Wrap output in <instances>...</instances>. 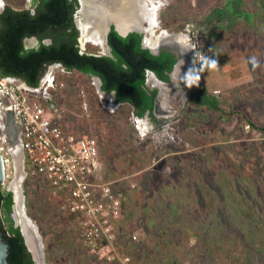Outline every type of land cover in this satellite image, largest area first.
I'll return each instance as SVG.
<instances>
[{"label":"rangeland","instance_id":"rangeland-1","mask_svg":"<svg viewBox=\"0 0 264 264\" xmlns=\"http://www.w3.org/2000/svg\"><path fill=\"white\" fill-rule=\"evenodd\" d=\"M5 1L14 10L30 8L28 0ZM233 1H162L156 34L166 31L161 43L182 34L183 49L190 52H184V63L174 68L169 83L158 86L147 73L145 87L156 91L157 114L137 118L129 104L101 97L96 79L62 66L53 72L54 89L40 96L64 110L67 132L97 140L98 174L123 205L122 242L136 237L131 264H264V18L255 14L253 0H245L249 15L244 19L206 21L212 10L234 7ZM97 4L85 3L82 15L75 14L78 28L79 20L93 14L106 24L116 21ZM80 38L81 30L82 52L106 53L92 44L83 47ZM198 88L215 97L223 112L194 105L191 96ZM231 111L236 115L229 116ZM193 112L207 118L196 114L189 126ZM136 119L145 120L146 134L136 129ZM9 160L1 188L17 187L23 211L36 227L40 256L32 255L34 264H103L82 246L76 223L60 211L61 197L43 180L26 175L19 151H10ZM13 214L15 224L20 221L16 208ZM201 227L214 231L216 239Z\"/></svg>","mask_w":264,"mask_h":264},{"label":"trees","instance_id":"trees-1","mask_svg":"<svg viewBox=\"0 0 264 264\" xmlns=\"http://www.w3.org/2000/svg\"><path fill=\"white\" fill-rule=\"evenodd\" d=\"M29 1V9L14 10L7 5L0 13V76L16 77L27 86L36 88L43 70L59 63L64 69L97 76L101 81V91L114 93L116 104H129L137 118H143L153 110L151 95L156 91H148L145 87L147 72L153 73L159 81L169 83V74L176 63L173 54L165 51L151 54L142 47L141 34L131 32L121 37L113 27L107 35L111 57L80 54L78 31L73 23L76 0ZM253 2L255 14L264 18V0ZM233 4L235 6L231 8L228 4L212 10L206 21H224L230 15L244 19L249 15L244 10L245 0H234ZM25 38H36L37 48L27 49L23 43ZM45 39H50V44L45 45ZM191 101L209 110L223 112L218 100L209 97L205 88L192 93ZM228 115H236V112L231 111ZM13 196L14 193L0 185V233L7 246L6 262L34 264V256L28 251L19 227L11 218Z\"/></svg>","mask_w":264,"mask_h":264},{"label":"built area","instance_id":"built-area-1","mask_svg":"<svg viewBox=\"0 0 264 264\" xmlns=\"http://www.w3.org/2000/svg\"><path fill=\"white\" fill-rule=\"evenodd\" d=\"M5 6L6 1L0 0V13ZM56 66L61 65L49 67L36 88L16 77L0 76V153L4 173L10 165L6 114L11 113L19 128L26 175L43 180L61 197L64 202L60 211L76 223L82 246L103 264H131L118 241L121 198L98 174L97 140L67 132L62 127L64 110L50 100L40 99L55 87Z\"/></svg>","mask_w":264,"mask_h":264},{"label":"bare ground","instance_id":"bare-ground-1","mask_svg":"<svg viewBox=\"0 0 264 264\" xmlns=\"http://www.w3.org/2000/svg\"><path fill=\"white\" fill-rule=\"evenodd\" d=\"M162 1L163 0H90L91 4L95 5L98 2L104 9H108V13L113 16L116 21H107L106 24L102 21V17L96 14L93 15L91 20L85 19L77 22L81 30L80 40L82 46L85 47L87 44H92L95 47L104 48L107 26L113 23L116 26L117 31L122 35L126 33L125 30L139 29L144 31V45L146 48L150 49L151 52H156L158 50V44H162L160 36H164L163 34L166 32L162 30V33L160 32V34H156L160 30L159 14L163 5ZM107 16L109 15L107 14ZM88 21L90 23H88ZM189 71L191 70L188 69V72ZM194 75L195 73L193 71L191 74V80H193ZM156 85L162 86L163 83L157 81ZM137 123L140 133L143 135L146 134L147 128L145 120L138 119ZM11 189L14 193V212L16 208V213L18 212L20 217V221L17 223L23 230L30 252L33 250L32 254L37 255L36 259H39L40 254H37L39 238L36 227L23 211L22 197L19 194V190L15 186L14 189Z\"/></svg>","mask_w":264,"mask_h":264},{"label":"flooded vegetation","instance_id":"flooded-vegetation-1","mask_svg":"<svg viewBox=\"0 0 264 264\" xmlns=\"http://www.w3.org/2000/svg\"><path fill=\"white\" fill-rule=\"evenodd\" d=\"M29 1V0H28ZM90 0H76V5H75V10H74V13H73V23H74V26H75V28L77 29V31H78V38L80 37V30H79V28H78V26L75 24V14L77 13V12H80L81 14H82V12H83V9H84V7H85V4L83 5V3H89L90 4V2H89ZM93 10L96 12V10H95V7H93ZM94 12V13H95ZM93 15H96V14H93ZM108 19V18H107ZM106 19V20H107ZM85 20V19H84ZM80 21V20H79ZM78 21V22H79ZM105 21V20H104ZM89 22V21H88ZM90 23V22H89ZM90 27V26H89ZM111 27H113V29L120 35V33L117 31V28H116V26L112 23V24H109L108 26H107V31H106V34H105V46H104V48H102L106 53L105 54H90V55H95V56H108V57H111V53H110V47H109V45H108V43H107V35H108V33H109V30H110V28ZM139 29H136V31H138ZM139 32L140 33H138V32H136V33H138V34H141L142 35V41H141V45H142V47L143 48H145V49H148V48H146V46L144 45V41H145V39L143 40V38H145V32L144 31H141V30H139ZM131 33V32H130ZM129 34V33H128ZM127 34V35H128ZM126 35V36H127ZM121 36V35H120ZM125 36V37H126ZM122 37V36H121ZM78 38H77V45L79 44V40H78ZM169 41L170 42H166V43H162V44H160L159 45V47H158V50L156 51V52H151L150 51V49H148L150 52H151V54H154V55H158L160 52H163V51H165V52H168V53H171V54H173L174 55V57H175V59H176V63H175V65L173 66V69H172V71H171V73L173 72V70H174V68L177 66V65H179L181 62H183V60H184V58L186 57H184V52H186V54L187 53H189L190 51L189 50H185V49H183L184 47H187V43H185L186 41L184 40V37L182 36V34H178V35H170L169 37ZM30 40H36V38H25L24 40H23V43H24V46L27 48V49H31V48H37V46H38V43L37 44H33V43H30L31 41ZM37 41V40H36ZM46 41H48V42H46ZM184 41V42H183ZM48 44H50V39H45V45H48ZM169 45V46H168ZM161 47V48H160ZM167 47V48H166ZM78 48H79V45H78ZM189 51V52H188ZM79 52H80V54H89V53H87V52H82L81 50H80V48H79ZM187 55H189V54H187ZM184 57V58H183ZM180 59V60H179ZM190 60V59H189ZM184 63V62H183ZM55 64H59V63H55ZM53 65V64H52ZM61 65V64H60ZM50 66V65H49ZM62 66V65H61ZM189 66H194V63H193V61H191L190 60V63H189ZM187 68V64L184 66V68ZM65 70H67V69H65ZM69 71V70H68ZM185 72V71H184ZM81 73V72H80ZM148 73V72H147ZM149 73H151V72H149ZM171 73L169 74V77L171 78ZM152 75H153V73H151ZM185 74L187 75V73L185 72ZM91 78H94V79H96V81H97V93L98 94H100V96L101 97H109L110 99H111V102L113 103H115V101H114V99H115V97H114V93H109V94H106V93H104L103 91H101V89H100V86H101V81H100V79L97 77V76H90ZM154 77H155V75H154ZM156 78V77H155ZM157 79V78H156ZM158 80V79H157ZM171 80V79H170ZM161 82V81H160ZM161 83H164V82H161ZM165 84V83H164ZM155 112V108H153V110L151 111V112ZM150 112V113H151ZM17 151H19L20 152V154H21V146H20V143L17 145Z\"/></svg>","mask_w":264,"mask_h":264},{"label":"water","instance_id":"water-1","mask_svg":"<svg viewBox=\"0 0 264 264\" xmlns=\"http://www.w3.org/2000/svg\"><path fill=\"white\" fill-rule=\"evenodd\" d=\"M130 32H138V33H140L139 31H136V30H130V31H127L125 34H123V35L120 34V35L122 37H125ZM143 40H144V38H143ZM153 76H154V74H153ZM151 97L154 100L153 105H154V108L156 110V113H158L159 110L157 109V103H156V100H155V94L152 93ZM114 101H115V99H114ZM50 108H52V105L50 106ZM147 114L145 116L146 118H147ZM150 118L152 119L151 116H150ZM161 122H163V121H161ZM164 122L167 123L166 120H164ZM6 132H7L9 151H11V152L15 151L16 152L17 145L20 143L19 142V128L15 125L14 120H13V116H12L11 113H7L6 114ZM21 156H23L22 150H21ZM4 180H5L4 165H3L2 155L0 153V185L3 184ZM7 191L13 193V191L10 190V189H7ZM14 202L15 201H14V196H13V207H12V213H11L12 216L14 215L13 214L14 213ZM15 226L19 227V230H20V232H21V234H22V236L24 238L25 245H26L28 251L30 252V250L28 248V245H27L26 238H25V236L23 234V230L20 227V225H18V223L16 221H15ZM6 257H7V246L3 242L2 237H1V233H0V264H7Z\"/></svg>","mask_w":264,"mask_h":264},{"label":"crops","instance_id":"crops-1","mask_svg":"<svg viewBox=\"0 0 264 264\" xmlns=\"http://www.w3.org/2000/svg\"><path fill=\"white\" fill-rule=\"evenodd\" d=\"M155 96H156V94H155ZM209 96V95H208ZM209 97H211L212 98V96H209ZM214 98V97H213ZM218 103H219V101H218ZM195 105V104H194ZM196 106H199V105H196ZM203 107V106H202ZM206 108V107H205ZM220 108V107H219ZM208 111H210V112H220V111H217V110H209L208 108H206ZM155 112H156V110H155ZM220 113H222V112H220ZM220 113H218V117L220 118ZM147 114V113H146ZM145 114V115H146ZM149 114V113H148ZM157 114V113H156ZM197 113L196 112H193V113H191V114H189V115H191V116H189V118H188V125L189 126H192L193 127V121H196L197 120V117L195 116ZM197 115H199V114H197ZM145 117V116H144ZM202 118L201 120H203V121H205V119L207 118L205 115H203V114H201V115H199V118ZM146 118V117H145ZM198 118V119H199ZM209 118V117H208ZM189 119H190V121L192 122H190L189 121ZM200 120V121H201ZM220 120H221V118H220ZM210 181L214 184V181L213 180H211L210 179ZM205 187V186H204ZM207 188V187H206ZM212 189L214 188L215 189V187H211ZM204 189V188H203ZM205 190V189H204ZM205 195H206V197H209L211 194L207 191V193H206V190H205V193H204ZM214 194V193H213ZM206 199V198H205ZM213 200V199H212ZM123 206V205H122ZM123 210V209H122ZM122 220H123V213L121 214V217H120V219L118 220V223H117V232H118V237H119V239H118V241H119V244H120V249L122 250V252L123 253H125V254H128L129 256H130V254L131 253H133L135 250L133 249V244L132 243H134L133 242V240H132V237H133V235H132V237H130V238H126V237H124L125 238V242H122L123 241V238H122V235H123V232L120 230V226H121V222H122ZM120 225V226H119ZM192 227L194 226V225H191ZM223 227V229H224V225L222 226ZM217 228L219 229L218 231H220V226H218L217 225ZM201 229L203 230V232L204 233H206V234H208L207 235V237H209L210 239H212L213 240V238L214 239H216L215 237H217V235H214L213 236V234L215 233L214 231H207L206 229H204V228H202L201 227ZM225 230V229H224ZM129 239V243L127 242V240ZM260 248H263V247H260ZM252 249H256V248H252ZM134 250V251H133ZM135 253V252H134ZM238 256H240L241 258H243V256H241L242 254H237ZM133 258H134V256H132ZM251 257H253L254 259H257L258 260V258H259V256H256V255H251ZM130 258H131V256H130ZM261 258H264V257H261ZM237 261V263H241V261L238 259V260H236Z\"/></svg>","mask_w":264,"mask_h":264},{"label":"clouds","instance_id":"clouds-1","mask_svg":"<svg viewBox=\"0 0 264 264\" xmlns=\"http://www.w3.org/2000/svg\"><path fill=\"white\" fill-rule=\"evenodd\" d=\"M213 66H215V62H213Z\"/></svg>","mask_w":264,"mask_h":264}]
</instances>
